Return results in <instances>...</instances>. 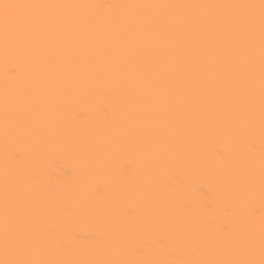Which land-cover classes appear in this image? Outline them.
I'll use <instances>...</instances> for the list:
<instances>
[{
    "label": "bare ground",
    "instance_id": "6f19581e",
    "mask_svg": "<svg viewBox=\"0 0 264 264\" xmlns=\"http://www.w3.org/2000/svg\"><path fill=\"white\" fill-rule=\"evenodd\" d=\"M0 264H264V0H0Z\"/></svg>",
    "mask_w": 264,
    "mask_h": 264
}]
</instances>
